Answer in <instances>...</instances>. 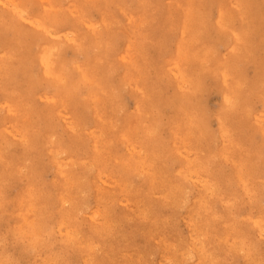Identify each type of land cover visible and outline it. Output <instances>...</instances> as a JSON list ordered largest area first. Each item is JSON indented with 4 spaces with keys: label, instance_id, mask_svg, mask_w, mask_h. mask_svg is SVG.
<instances>
[{
    "label": "rangeland",
    "instance_id": "obj_1",
    "mask_svg": "<svg viewBox=\"0 0 264 264\" xmlns=\"http://www.w3.org/2000/svg\"><path fill=\"white\" fill-rule=\"evenodd\" d=\"M1 263L264 264V0H0Z\"/></svg>",
    "mask_w": 264,
    "mask_h": 264
},
{
    "label": "bare ground",
    "instance_id": "obj_2",
    "mask_svg": "<svg viewBox=\"0 0 264 264\" xmlns=\"http://www.w3.org/2000/svg\"><path fill=\"white\" fill-rule=\"evenodd\" d=\"M239 5V4H238ZM191 8V7H190ZM198 8V7H197ZM233 10V9H232ZM70 11V10H69ZM190 12V11H189ZM193 13V12H192ZM189 14H191V13H189ZM204 17V16H203ZM171 18V17H170ZM242 18V17H241ZM208 19V18H207ZM197 20V19H196ZM219 20V19H218ZM199 23V22H198ZM202 24V23H201ZM190 26V25H189ZM173 27V26H172ZM26 30V29H25ZM169 30V29H168ZM189 30H190V28H189ZM28 36V35H27ZM180 36V35H179ZM188 39V38H187ZM198 39V38H197ZM186 41V40H185ZM111 48V47H110ZM169 49V48H168ZM108 52V51H107ZM110 52V51H109ZM210 55V54H209ZM79 57V56H78ZM186 58V57H185ZM101 64V63H100ZM99 64V65H100ZM101 68V67H100ZM114 69V68H113ZM127 69V68H126ZM72 73V72H71ZM104 76V75H103ZM243 80V79H242ZM257 81V80H256ZM113 85V84H112ZM136 86V85H135ZM179 87V86H178ZM112 88V87H111ZM103 91V90H102ZM252 91V90H251ZM239 94V93H238ZM230 96V95H229ZM241 97V96H240ZM229 98V97H228ZM237 98V97H236ZM97 99V98H96ZM245 99V98H244ZM117 101V100H116ZM87 105V104H86ZM114 109V108H113ZM226 112V111H225ZM248 115V114H247ZM260 117V116H259ZM224 119V118H223ZM112 120V119H111ZM69 121V120H68ZM241 126V125H240ZM201 127V126H200ZM220 127V126H219ZM108 132V131H107ZM95 134V133H94ZM93 134V135H94ZM104 135V134H103ZM94 144V143H93ZM98 150V149H97ZM134 150V149H133ZM137 153V152H136ZM138 154V153H137ZM96 159V158H95ZM91 161V160H90ZM92 162V161H91ZM94 163V162H93ZM87 166V165H86ZM88 168V167H87ZM98 169V168H97ZM239 174V173H238ZM113 178V177H112ZM99 181V180H98ZM153 181V180H152ZM118 185V184H117ZM174 185V184H173ZM102 187V186H101ZM139 187V186H138ZM122 189V188H121ZM122 192V191H121ZM127 193V192H126ZM155 195V194H154ZM63 198V197H62ZM139 198V197H138ZM167 198V197H166ZM182 198V197H181ZM115 200V199H114ZM136 200V199H135ZM113 201V200H112ZM63 202V201H62ZM27 208V207H26ZM113 210V209H112ZM139 214V213H138ZM189 215V214H188ZM139 216V215H138ZM145 216V215H144ZM148 216V215H147ZM140 221V220H139ZM232 222V221H231ZM105 223H106V221H105ZM193 223V222H192ZM238 223V222H237ZM234 224V223H233ZM157 225V224H156ZM238 226V225H237ZM240 227V226H239ZM238 227V228H239ZM195 228V227H194ZM198 229V228H197ZM200 229V228H199ZM209 229V228H208ZM228 230V229H227ZM152 231V230H151ZM191 231V230H190ZM152 233H153V231H152ZM206 236V235H205ZM194 240V239H193ZM198 240V239H197ZM195 244V243H194ZM200 244V243H199ZM195 246V245H194ZM199 246V245H198ZM201 247V246H200ZM199 248V247H198ZM173 251V250H172ZM120 252V251H119ZM93 254V253H92ZM167 254V253H166ZM192 254V253H191ZM207 254V253H206ZM205 254V255H206ZM210 254V253H209ZM185 255V254H184ZM183 255V256H184ZM129 256V255H128ZM167 256V255H166ZM169 256V255H168ZM186 256V255H185ZM85 257V256H84ZM199 257V256H198ZM169 258V257H168ZM175 258V257H174ZM219 258V257H218ZM204 259V258H203ZM142 260V259H141ZM170 262V261H169ZM209 263V262H208ZM2 264V263H1ZM8 264V263H7Z\"/></svg>",
    "mask_w": 264,
    "mask_h": 264
}]
</instances>
